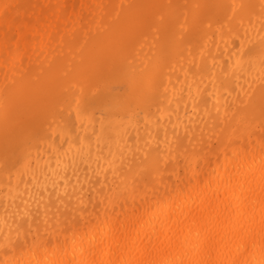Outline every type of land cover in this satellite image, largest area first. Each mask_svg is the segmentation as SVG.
<instances>
[{
    "label": "bare ground",
    "instance_id": "1",
    "mask_svg": "<svg viewBox=\"0 0 264 264\" xmlns=\"http://www.w3.org/2000/svg\"><path fill=\"white\" fill-rule=\"evenodd\" d=\"M0 264H264V0H0Z\"/></svg>",
    "mask_w": 264,
    "mask_h": 264
}]
</instances>
